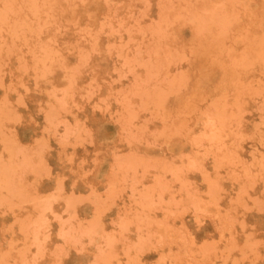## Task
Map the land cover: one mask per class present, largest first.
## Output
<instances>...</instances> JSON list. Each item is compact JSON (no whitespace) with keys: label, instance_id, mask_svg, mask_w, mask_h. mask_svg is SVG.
<instances>
[{"label":"rangeland","instance_id":"rangeland-1","mask_svg":"<svg viewBox=\"0 0 264 264\" xmlns=\"http://www.w3.org/2000/svg\"><path fill=\"white\" fill-rule=\"evenodd\" d=\"M0 264H264V0H0Z\"/></svg>","mask_w":264,"mask_h":264},{"label":"bare ground","instance_id":"bare-ground-1","mask_svg":"<svg viewBox=\"0 0 264 264\" xmlns=\"http://www.w3.org/2000/svg\"><path fill=\"white\" fill-rule=\"evenodd\" d=\"M167 146V145H166Z\"/></svg>","mask_w":264,"mask_h":264}]
</instances>
